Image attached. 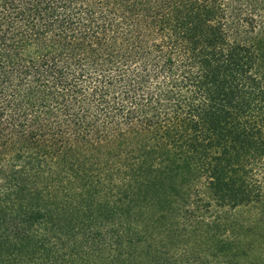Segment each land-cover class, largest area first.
<instances>
[{"label":"trees","instance_id":"1","mask_svg":"<svg viewBox=\"0 0 264 264\" xmlns=\"http://www.w3.org/2000/svg\"><path fill=\"white\" fill-rule=\"evenodd\" d=\"M0 264H264V0H0Z\"/></svg>","mask_w":264,"mask_h":264}]
</instances>
